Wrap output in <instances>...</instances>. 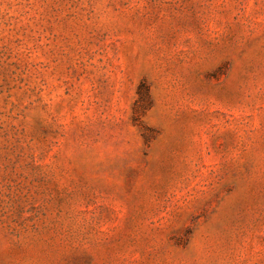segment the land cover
I'll return each mask as SVG.
<instances>
[{
    "label": "rangeland",
    "instance_id": "1",
    "mask_svg": "<svg viewBox=\"0 0 264 264\" xmlns=\"http://www.w3.org/2000/svg\"><path fill=\"white\" fill-rule=\"evenodd\" d=\"M0 264H264V0H0Z\"/></svg>",
    "mask_w": 264,
    "mask_h": 264
}]
</instances>
